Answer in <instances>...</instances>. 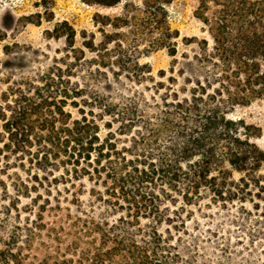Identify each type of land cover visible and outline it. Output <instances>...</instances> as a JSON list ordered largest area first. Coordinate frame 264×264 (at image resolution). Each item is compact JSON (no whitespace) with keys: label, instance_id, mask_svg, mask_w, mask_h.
<instances>
[{"label":"trees","instance_id":"trees-1","mask_svg":"<svg viewBox=\"0 0 264 264\" xmlns=\"http://www.w3.org/2000/svg\"><path fill=\"white\" fill-rule=\"evenodd\" d=\"M36 1L41 11L19 17L21 26L53 18V0ZM80 1L123 3L121 16L103 17L112 30L102 29L99 42L80 30L97 70L114 66L139 81L147 68L119 29L149 28L147 47L166 49L171 74L167 84L156 82L163 90L151 110L132 98L100 100L98 118H110L100 136L94 118L71 119L64 109L80 95L70 85L72 68L87 62L84 48L74 46L76 30L66 21L44 30L64 39V67L55 62L0 91V154L28 174L15 175L16 194L35 202L45 182L86 178L102 185L91 189L100 211L46 222L41 213L22 217L33 208H20L14 197L0 218V264H264V150L242 120L227 117L235 105L264 99V0H197L194 15L207 38H185L197 49L179 56V32L166 16L170 0ZM123 135L129 144L119 146Z\"/></svg>","mask_w":264,"mask_h":264},{"label":"rangeland","instance_id":"rangeland-1","mask_svg":"<svg viewBox=\"0 0 264 264\" xmlns=\"http://www.w3.org/2000/svg\"><path fill=\"white\" fill-rule=\"evenodd\" d=\"M132 1L137 6H143V0ZM36 2V0H0V91H4L11 80L42 72L55 62L64 67L60 61L61 58H65L67 52L64 39L47 38L44 34V30L51 29L56 22L66 21L70 24L76 30L74 46L84 48L81 43L83 39L80 36V30L84 29L87 33H94L95 42H99L102 38V29L112 30L109 25H102L103 17L121 16L124 10L122 2L110 7H103L94 4L88 5L80 0H53L51 8L53 18L51 20L42 19L38 25L27 23L25 26H21L18 22L19 17L41 11ZM196 4L197 0H170L165 5L170 27L179 32V37L176 40L177 56L181 52L190 55L197 49V41L189 42L190 40L186 41L185 38L195 37L197 40L202 37L207 38L206 33L202 31V23L194 15ZM119 30L126 32L125 38L129 44V50L134 52L138 63L145 64L150 71L140 70V80L136 81L134 76L127 77L125 72L117 71L115 74L114 70L117 68L114 66L111 69L107 67L97 70L96 62L90 59L92 53L84 48L87 62L79 63L73 67V75L70 76V85L79 89L80 95L75 99V104L71 103L72 99H68L64 105V109L70 113L71 119L80 118L82 114L88 118H94L100 127V136L105 135L107 129L104 122L110 119L107 115L103 119L98 118L100 100H103L104 97L113 101L123 97L132 98L140 104L146 102L148 110H151L155 99L158 100V95L163 90L159 89L156 82L162 80L167 84L166 78L171 74L169 72L171 58L166 49H149L147 47L148 42L154 38V33L150 34L149 28L135 32L126 31V28ZM6 45L9 52L4 49ZM135 47L138 51H133ZM159 69L165 70L163 78L157 74ZM227 117L242 120L247 129L245 132L249 134L250 139L264 150V99L253 100L247 105H235L228 112ZM115 126L114 124L113 128ZM0 132H2L1 128ZM118 137L121 141L119 146L129 144L126 141L127 136ZM1 146L2 142L0 141ZM259 173L264 174V163ZM16 174L25 180L28 179L27 172L21 167L6 166L5 158L0 154V181L5 183L4 186L0 182V218L7 214L3 206L9 204L16 196L20 197L17 203L20 208L24 204L33 208V211L30 212L21 210L22 217L27 215L34 218L38 213H41L46 222L57 217L67 218L68 214L70 217L81 215L82 218L96 216L100 211L94 200L96 193L91 189L100 190L101 184L90 182L86 178L79 179L73 182L74 184L61 183L64 182L61 179H58L57 183L53 182L51 186L45 182L44 186L38 187L41 195L37 196L34 202L31 197H23L22 194H16L14 191L12 183L15 182ZM234 177L236 178L237 174ZM28 182L31 183L32 180L29 179ZM6 185L7 189H5ZM34 194L35 192L32 191L31 196ZM45 198L48 199V204L45 205V209L40 211L38 204L46 203Z\"/></svg>","mask_w":264,"mask_h":264}]
</instances>
